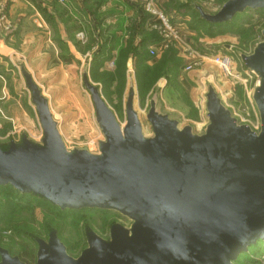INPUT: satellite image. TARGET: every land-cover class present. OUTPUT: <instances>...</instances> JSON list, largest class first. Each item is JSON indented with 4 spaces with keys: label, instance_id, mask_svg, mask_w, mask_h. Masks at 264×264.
I'll return each instance as SVG.
<instances>
[{
    "label": "water",
    "instance_id": "water-1",
    "mask_svg": "<svg viewBox=\"0 0 264 264\" xmlns=\"http://www.w3.org/2000/svg\"><path fill=\"white\" fill-rule=\"evenodd\" d=\"M264 10V0H229L207 14L210 24L230 21L244 10ZM262 41L240 55L257 78L252 102L259 131L239 125L211 88L205 95L207 125L189 126L158 112L149 102L145 137L134 110L132 87L124 126L86 75L82 85L104 142L98 153L68 151L48 100L22 68L30 103L42 132L40 144L21 135L0 146V186L32 194L60 210H101L129 222L113 224L108 240L86 229V248L71 258L56 232L37 241L35 264H233L264 241V27ZM0 264H24L0 250Z\"/></svg>",
    "mask_w": 264,
    "mask_h": 264
},
{
    "label": "rangeland",
    "instance_id": "rangeland-1",
    "mask_svg": "<svg viewBox=\"0 0 264 264\" xmlns=\"http://www.w3.org/2000/svg\"><path fill=\"white\" fill-rule=\"evenodd\" d=\"M225 1L158 0L159 6L171 10L167 17L169 22L175 21L174 23L184 27L189 35L186 36L184 44H165L163 48L160 46L161 40H156L158 42L149 45L145 52L141 51L144 56L140 58L134 55L135 45L139 40L147 37L159 38L158 33L149 27L148 21L141 28L143 34L139 31L140 28L136 27V19L143 16L140 0L106 1L105 4L102 3L103 0H66L63 4L48 3L45 0H39L38 4L37 0L26 1L27 8L18 10V13L21 16L26 15L31 20L24 21V17L23 22L26 24L22 22V26L20 25L21 32H18L20 36L12 40L13 44L8 43L15 58L18 59L19 57L16 56H20L22 52L23 55H27L31 49L35 52L36 48L39 49L44 45L46 39H49L59 53H62L57 43L62 35L65 41L74 47L79 44L76 50L82 57L75 62H72L70 57L69 62L62 65L59 53L55 55L56 52L52 51L51 44H47L49 50L44 53L43 60L28 59V54L25 60L15 61L13 58L14 66L17 67L9 65V68L3 66L0 69V77L5 80V82L1 81V84L5 83V88L2 93L4 96L0 101V145L8 144L11 140L18 143L22 134L36 144H40L42 139L35 109L30 103V94L24 86L20 65L41 90L43 97L48 100L50 113L58 125L59 135L68 151L83 149L91 154H97L98 144L104 142L95 122L89 94L82 85L83 75H86L89 82L98 88L103 101L121 127L125 123L126 97L129 89L133 87L134 109L145 137L151 136L150 128L145 121L151 99L155 101L158 112L177 121L180 128L189 126L195 135L203 134L207 125L205 95L208 87H211L221 98L223 106L239 125H245L254 133H258L259 118L252 102V92L257 78L244 70L240 55H249L262 41L260 32L264 26V12L254 13L248 10L236 15L226 28L225 31H229L226 33L216 32L206 36L207 28L204 30L192 28L197 23L194 6L213 15L220 10ZM32 3L37 5L40 20L36 16L32 17L34 15L31 12L34 7ZM14 5L11 0H0V10L9 21L11 20L9 9ZM16 5H20V1H17ZM134 6L137 7V14H133L135 19L130 23L132 19L128 18L129 23L124 27L121 21L127 20L124 12L128 8L134 11ZM34 8L36 11V7ZM108 18L116 19L112 22L114 25L112 29L104 24ZM37 22H39L38 26H36ZM118 27L119 30L116 31ZM76 33H81L83 39L77 38ZM193 45L202 50L203 54L197 53ZM179 46L188 51H183V55L180 56L176 51ZM104 47L112 50L114 59L107 61L102 68L94 69L92 56L100 53ZM151 48L156 50L154 55L149 54ZM171 48L176 49L177 56L174 59L168 55V49ZM191 53L205 57L206 60L197 58L199 61L191 62L188 58ZM86 54L89 56L83 57ZM222 55L232 59L230 76L224 75L209 62L211 58ZM125 57L128 58L125 60ZM123 62L126 65L125 70L120 68ZM169 64H178L180 69L169 71L167 67ZM187 66L192 68L185 71ZM13 73L15 74L12 76ZM23 198L22 203L30 199L26 196ZM24 205L18 208L27 211ZM73 216L76 217L58 218L52 222V226L64 243L67 254L74 259L86 246L83 230L86 226L104 240H108L110 224L117 223L125 228L129 227L128 221L114 213L80 211ZM34 217V223L25 222L20 229L37 235L44 218L39 209L35 210ZM16 218L18 220L26 218L25 213ZM44 235L46 232L41 239ZM16 241L31 245L30 240L24 237ZM247 258L248 255L243 254L233 264H264V246H262V254L258 256L252 254V257ZM33 263H35L34 258Z\"/></svg>",
    "mask_w": 264,
    "mask_h": 264
},
{
    "label": "trees",
    "instance_id": "trees-1",
    "mask_svg": "<svg viewBox=\"0 0 264 264\" xmlns=\"http://www.w3.org/2000/svg\"><path fill=\"white\" fill-rule=\"evenodd\" d=\"M106 1L108 2V0H103L102 3L105 4ZM227 1H229V0H226L224 3H226ZM164 8L165 9H163L161 7V9L163 10L164 14L168 17V15H170L169 11H171V10H169V8H167V7H164ZM193 9H194V11L197 14V18H196L197 19L196 20L197 23L192 28L193 29L196 28V30L197 29H203L204 30L205 28H207V30H205V35L206 36H209V35H211V33H216V32H219V33L229 32V31H225L226 28L233 21V19L235 18L236 15L241 14V13L235 14L233 16V18L230 21H228V22H224V23H221V24H210V23H207V22H205L204 20H202L200 18L199 12H198L196 6H194ZM248 10L249 9H246L243 12L248 11ZM252 12H254V13H256V12H264V10H254ZM94 14L96 15V13H94ZM142 17H140V18L138 17L136 19L137 20L136 21L137 22L136 26H137L138 29L140 28L139 31H141V33L143 34L141 28L149 20V16L146 13L143 12V16ZM170 22L173 25L177 24V23H174L175 21H170ZM17 31H18V28L17 29L12 28L9 32H4L5 34H3V35L7 34L9 36L10 35L14 36L17 33ZM114 35H112V36H114ZM137 35H138V32H137ZM158 37H159L158 39L150 38V37H147L146 39H140L139 42L135 45L136 53L134 55L137 58H140L141 56H144L141 53V51H144L149 45H152V44L158 42L156 40H161V37L160 36H158ZM8 38L9 37H7V36L4 37V39L6 40L5 41L6 43L9 42L7 40ZM58 42L57 43H58L59 47L61 48V49L60 48L59 49H60V51L62 50L61 51L62 53H59V57L61 58V62L66 64V63L69 62L68 60H69L70 56H69V54L62 55V54H65L66 49L62 46V43H60V40ZM77 43H78V41H77ZM75 46L79 47V44H76ZM193 49L197 53H202L203 54L202 50H199L198 48H196L195 45H193ZM175 50H173L172 48L168 49V51H169L168 55L171 56L172 59L176 58V56H177V53H176L177 50L176 51ZM111 51H112L111 49H109V48L107 49L106 47H104V49H101L100 53L93 54V56H92L93 68L94 69L95 68L100 69V68H102L104 66V64L107 61L114 59V56L112 55ZM127 58L125 57V60ZM167 67H168L169 71L172 70V69H175V70H177V69L179 70L180 69V65H178V64L177 65L169 64V65H167ZM20 68H22V70L25 72V70L23 69V67L21 65H20ZM120 68H123L125 70L126 65L124 64V62L120 65ZM2 74H5V73H2ZM6 145L7 144L0 145V146L1 147H5ZM24 196L30 197V199L27 200L26 202L22 203L21 201L24 199L23 198ZM22 204H25L24 206L26 207L27 211L24 208H18V206H21ZM36 209H39L41 214L43 215L44 223H43V225H41L39 227V233L37 235H34L32 233H29L28 231L27 232L23 231L22 228L20 229V227L23 224H25V222L34 223V221H35L34 214H35V210ZM80 211H93V212H101V213H104V214L105 213H113V212H106V211H101V210H89V209H82V210H77V211H75V210H60L57 207H54L53 205H51L49 202H47V201H45V200H43V199H41V198H39L37 196H33L32 194H21V193L17 192L16 190H14L13 188H11L9 185L0 186V250L6 251L9 256L18 258L19 261L24 263V264H35V263H33V258H34V261L36 262L37 241L38 240L47 241L48 235L52 231L56 232V235H57V237L59 239V234H58L57 230L53 228L52 222L58 220V218L59 219H61V218L64 219L65 217H70V218L71 217H76V216H73V215L78 214V212H80ZM23 213H25L26 218L18 220L16 218V216H20ZM114 214H116V213H114ZM19 221H24V222H19ZM114 224H116V223H114ZM112 225L113 224H110L109 228ZM86 229L91 230L89 227L86 226L83 229L84 232H85ZM45 232H46V235H44V238L41 239V236H43V234H45ZM18 237L19 238L24 237L26 239H29L30 242H31V245L33 247H31V245L28 244V243H25V242L20 243L19 241H16V239H19ZM84 238H85V234H84ZM59 241H60V243H62L64 245V243L61 242L60 239H59ZM85 243H86V240H85ZM262 246H264V241L258 243L256 246L250 248L248 250V252L246 253L248 255V258H250V256L252 257V254H254L256 256H258V254H262ZM85 248H86V246H85Z\"/></svg>",
    "mask_w": 264,
    "mask_h": 264
},
{
    "label": "crops",
    "instance_id": "crops-1",
    "mask_svg": "<svg viewBox=\"0 0 264 264\" xmlns=\"http://www.w3.org/2000/svg\"><path fill=\"white\" fill-rule=\"evenodd\" d=\"M12 1V3L13 4H15L12 8H10L9 10L11 11V14H9V19H11L10 20V23L12 22V23H14L13 25H12V27L13 28H15V29H17L18 28V31L19 32H21V30H19L20 29V27L22 26L21 24H22V22H23V18L25 17V20L24 21H27V20H31L29 17L27 18V16L26 15H24V16H21L19 13H18V10L20 11V10H25L27 7L26 6H28V4L26 3V1H29V0H11ZM17 1H20V5H16V2ZM25 5H24V4ZM33 4V6L34 7H36V11H35V8L33 7H31L32 8V11L31 12H33L34 13V15L32 16V17H38V20H40L39 18H40V16H39V11H37V5L35 6V4L36 3H32ZM37 4H38V2H37ZM137 7L136 6H134V11L133 10H129V8L128 9H126L125 10V12H124V15H125V17L127 18V20H125V21H123V20H121L123 23H124V27L129 23L128 22V18L129 19H132L131 21H130V23H132L133 21H134V17H135V15L137 14V9H136ZM38 9H40V7L38 8ZM133 14H135L134 16H133ZM14 18H16V21L14 22ZM13 19V20H12ZM114 20H116V19H107V20H105L104 21V24H105V26L106 27H111V29L113 28L112 26H114L113 25V21ZM9 21V20H8ZM36 20H34V22H35ZM121 22V23H122ZM11 23V24H12ZM24 24H26V22H23ZM38 24H39V22H37V24H36V26H38ZM21 25V26H20ZM137 27V26H136ZM176 27L178 28V30H179V35H180V37L182 38V41L179 43V44H184L185 42H186V36H188L189 35V33L187 34L186 33V29L184 28V27H181L180 25H177L176 24ZM117 30H119V27L116 29V31ZM18 31H17V33L14 35V36H9V35H3V34H5L3 31H1V29H0V69H2V67L3 66H5V68H9V65L11 66V67H17V66H14V62L16 61V60H19V59H24L25 60V58H26V56L29 54V57H28V59H31V60H34L35 58H38V60L39 61H41V60H43L44 59V56H45V52H48V50H49V46L47 45V44H51L50 46H51V48H52V51H55L56 53H55V55H57L58 53H59V50L58 49H56L55 47H54V44L53 43H50V41H49V39H46L43 43H44V45L43 46H41L39 49H37L36 48V50H35V52H34V49H31V50H29L28 52L29 53H27V55L25 54V55H23L24 53L22 52L21 54H20V56H16L18 59H16L15 58V56H14V53H13V51L8 47V43L10 42V44H13L14 43V41H12L13 39H16V38H18L19 36H20V34L18 35ZM9 32V31H8ZM22 35V34H21ZM76 35H77V33H76ZM5 36H7V37H9L7 40L9 41L8 43H6L5 41V39H4V37ZM116 36H118V34H116ZM118 37H120V36H118ZM59 43V42H58ZM60 43H62V46L66 49V52H67V54H69V56L71 57V59H72V62H75V61H78L79 59H81V57H82V55H80V52L79 51H77L76 50V47H74L73 45H71V44H69L68 42H66L65 41V37H64V35H62V36H60ZM179 44H177V45H179ZM58 48H60L59 47V45H58ZM61 49V48H60ZM177 49V53L181 56V55H183V51L185 52V49H184V47H182V46H179L178 48H176ZM62 51V50H61ZM89 55H83V57H88ZM202 56H197V55H194V54H192V56H189L188 58L190 59L189 61H191V62H196V60H198L197 58H200V59H202L201 58ZM13 58L15 59V61H13ZM48 60V59H47ZM188 60V59H187ZM199 61V60H198ZM75 64V63H74ZM62 65H64V63H62ZM128 66V65H127ZM110 67V66H109ZM12 73V72H11ZM15 73H13V74H11L12 76L14 75ZM8 76V75H7ZM4 79L2 78V77H0V101L2 100V97L4 96H2V93L4 92V88H5V83H4V85L3 84H1V81L2 82H5V80L3 81ZM164 82V81H163ZM4 86V87H3ZM25 86V85H24ZM132 89H133V91H134V88L132 87ZM134 100H135V92H134ZM220 100H221V98H220ZM221 102H222V100H221ZM133 107H134V101H133ZM135 110V109H134ZM170 119V118H169Z\"/></svg>",
    "mask_w": 264,
    "mask_h": 264
},
{
    "label": "built area",
    "instance_id": "built-area-1",
    "mask_svg": "<svg viewBox=\"0 0 264 264\" xmlns=\"http://www.w3.org/2000/svg\"><path fill=\"white\" fill-rule=\"evenodd\" d=\"M39 1V0H37ZM108 1H117V0H108ZM48 3H58L63 4L66 0H45ZM140 7L144 13L149 16V27L156 31L158 35L161 37V48L166 46L165 44H179L182 41V38L179 35V30L176 25H173L169 22V19L164 14L161 6H159L158 0H140ZM12 25L10 21L7 20L3 11L0 10V29L3 32H8L12 29ZM80 40L83 39V35L78 33L76 35ZM159 46V47H160ZM185 49V52L188 51ZM156 50L151 48L149 51L150 55H154ZM191 53L190 56H192ZM195 55V54H194ZM203 60H206L205 57H202ZM198 61V60H197ZM211 64H213L219 71H221L224 75L230 76V71L232 68V59L227 55L215 56L209 60ZM192 67L187 66L185 71H189ZM237 79V78H236Z\"/></svg>",
    "mask_w": 264,
    "mask_h": 264
}]
</instances>
